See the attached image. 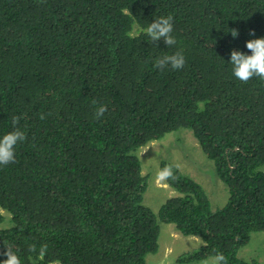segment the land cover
Listing matches in <instances>:
<instances>
[{"label":"trees","instance_id":"obj_1","mask_svg":"<svg viewBox=\"0 0 264 264\" xmlns=\"http://www.w3.org/2000/svg\"><path fill=\"white\" fill-rule=\"evenodd\" d=\"M169 15L177 44L149 43L145 28ZM261 37L264 0H0V138L13 116L27 137L0 166V262L8 246L22 264H146L166 223L202 245L150 264H263L238 252L264 232V81L230 64ZM176 51L183 69L154 67ZM174 131L214 162L222 209L166 154L156 174L173 166L179 196L158 214L143 205L156 164L145 171L140 150Z\"/></svg>","mask_w":264,"mask_h":264},{"label":"rangeland","instance_id":"obj_2","mask_svg":"<svg viewBox=\"0 0 264 264\" xmlns=\"http://www.w3.org/2000/svg\"><path fill=\"white\" fill-rule=\"evenodd\" d=\"M182 130V129H180ZM182 141L183 147H179V143ZM162 146H173L176 149L173 150H161ZM181 149H194L198 155L196 162L186 160V155L179 151ZM166 154L169 156L170 161L178 166V168L186 175L193 178L198 182L205 190L211 211L216 212L223 208L228 198L227 187L219 179L215 164L209 160L202 152L200 153V147L193 139L189 132L178 133L176 131L168 134L164 139L155 141L143 147L140 150L139 155L143 168L146 171L147 165L149 169L155 167V172H151L155 175L158 168V155ZM201 156L199 157V155ZM264 171V168H262ZM206 171L208 173H206ZM179 194L174 191L165 181L157 182L156 178L148 181V189L144 196L143 205L151 209L155 214H158L160 207L166 203L167 200L178 197ZM180 242V243H179ZM159 250L157 254H151L147 257L146 264L151 262L161 263L165 257L178 258L185 253H193L201 245L202 241L196 237H187L182 235L173 224L161 223V230L158 239ZM171 258V259H172ZM238 258L243 261L258 260L264 264V232L255 233L252 236L250 243L241 248L238 252ZM199 264H221L217 258H209Z\"/></svg>","mask_w":264,"mask_h":264},{"label":"clouds","instance_id":"obj_3","mask_svg":"<svg viewBox=\"0 0 264 264\" xmlns=\"http://www.w3.org/2000/svg\"><path fill=\"white\" fill-rule=\"evenodd\" d=\"M173 33V17L171 15L155 18L144 30L149 43L157 45V42L163 39L164 43L169 47L177 44ZM231 35L236 38L239 35L238 30L233 29ZM250 35H255V31L251 30ZM247 49L251 54H246L242 51L233 50L231 52L230 64L232 65V75L241 82L247 83L253 77L264 81V37L252 39L246 42ZM186 63L185 56L182 51H176L174 54L162 55L155 60L154 67L160 71H164L169 66L173 70H181ZM107 112L106 105H99L95 109V119L100 120ZM43 120L45 114H41ZM12 123L14 130L8 132L0 138V166H7L15 162V148L20 142L26 140V133L19 127L21 117L13 116ZM173 166L169 165L161 169L156 174L157 182L167 180H175ZM34 250V249H33ZM43 251V249H41ZM7 259L0 264H22L20 258L7 246V251L4 253ZM218 260L225 261V258L220 255Z\"/></svg>","mask_w":264,"mask_h":264}]
</instances>
